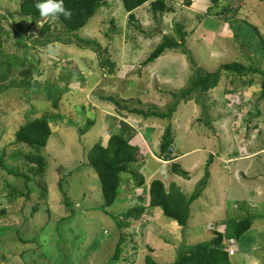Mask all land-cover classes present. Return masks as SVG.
<instances>
[{
  "label": "rangeland",
  "instance_id": "rangeland-1",
  "mask_svg": "<svg viewBox=\"0 0 264 264\" xmlns=\"http://www.w3.org/2000/svg\"><path fill=\"white\" fill-rule=\"evenodd\" d=\"M21 1L0 0V53H10L0 62V81L18 80L17 72L3 78L9 60L12 65L19 64L20 71L32 73V81L40 80L43 84L0 90V158L6 170L25 173L27 168L18 152L28 150L29 146L14 143L15 130L27 118L45 113L59 115L51 116L53 133L45 146L49 155L47 170L43 177L32 178L28 183L31 190L28 198H9L8 193L14 190L27 192L24 179L0 170V212L5 210L4 214L0 213V227L21 228L19 233L12 229V232H0V235L5 232L0 236V264H110L121 234L126 241L122 244L120 259L130 262L119 260L111 264H143L144 255L149 252L147 247L157 260L172 261L176 257L171 258L175 239L183 242V247L209 240L212 230L205 227L216 229L215 224L219 225L217 231L228 238L234 235L237 220L248 215L254 216L252 225L235 241L253 248L248 253L237 252L231 256V262L243 264L248 255L256 260L263 257L264 248L252 243L255 239L260 245L264 242V97L257 99L264 74L239 77L221 70L218 85L204 95L210 126L203 122L205 115L193 100H181L168 121L156 117L145 120L118 109L106 98L114 96L130 107L155 106L160 110L174 102L170 92L187 86L193 74L188 54L168 49L153 63L146 66L140 63L163 34L175 36L176 22L184 27L187 34L184 47L200 68L213 72L224 63L236 61L264 73V1L221 0L222 6H240V9L235 19H222L220 27L212 17L196 19L195 13L182 6L183 0L168 1L175 11L164 13L158 21L146 4L133 11L136 16L133 23L127 21L128 14L121 0H105L107 6L97 10L77 33L84 39L95 40L103 54L96 53L93 46L79 49L75 44L55 42L41 48L38 55L35 46L27 49L31 44L27 40L31 41L29 36L46 19L32 25L29 17L19 16ZM218 9L213 8L209 15L217 17ZM48 22L53 25L52 32L62 40L74 41L70 35L62 34L64 29L59 22L55 23L54 19ZM29 25V36L24 37L23 32ZM215 29H220L218 41L213 34ZM42 37L38 35L37 39ZM18 38L27 48L17 43ZM29 50L35 57L31 62H27ZM104 56L115 62L114 73L100 64ZM20 57L24 59L21 65ZM69 72L74 73L70 79ZM249 80L252 82L246 84ZM67 87L72 89L68 91ZM51 89L52 97H46L47 90ZM55 102L57 109L51 107ZM88 120L94 121L89 131L78 132ZM110 122L120 128L119 133L124 128L132 129L131 142L139 146L142 154L128 171L121 173V181H129L126 186L135 184L131 169L143 179L145 185L141 189L146 190L153 179H160L166 188L174 182L188 197L204 176L206 162L211 161L207 166L206 186L190 206L186 231L158 209L147 210L148 223L143 219L133 221L122 230L117 228L109 214L118 215L135 204L138 195L135 192L140 190L135 185L131 192L121 186L117 200L101 209V183L87 164L86 154L97 141L105 144L107 135L115 131ZM168 123L172 125L174 155L176 150L178 154L188 152L177 160L188 179L172 173L170 163L164 164L156 157L159 149L154 148H158ZM60 178L71 203L69 207L64 205L57 186ZM219 195L222 201L218 200ZM71 214L73 217L60 220ZM258 221L262 229L254 231ZM145 228L144 237L138 231ZM183 232L188 234L187 239L182 240ZM20 237L30 242L21 243Z\"/></svg>",
  "mask_w": 264,
  "mask_h": 264
},
{
  "label": "trees",
  "instance_id": "trees-1",
  "mask_svg": "<svg viewBox=\"0 0 264 264\" xmlns=\"http://www.w3.org/2000/svg\"><path fill=\"white\" fill-rule=\"evenodd\" d=\"M36 2L37 0H22L19 4L17 14L21 17H29L34 23L43 20V18L45 17H41L39 10L35 7ZM182 2L183 6L185 7H189L191 4V0H183ZM121 3L128 14L127 21L129 23H133L134 21H136V16L133 11L145 6L146 4L150 5V11L152 12L153 18L156 21L160 20L161 17L164 16V13H170L175 11L174 7L168 4L165 0H121ZM64 6L65 8L71 10L72 14L70 18H65L62 14L57 16L50 15L46 18H56L57 21L60 22L61 25L64 27L63 34L72 35L78 47L93 46L96 52L103 54V49L95 40L81 38L77 35V32L88 23V21L95 15L99 8L107 6L106 1L64 0ZM216 7H220V9H218L215 15L217 17L221 16V19H224L225 21L235 19L238 10L240 9V6H222L221 0H209L207 13L197 12L196 19L200 20L204 18L206 15H209V13H212L213 8ZM49 27L50 24L44 22L39 27V32L45 33L49 30ZM253 29L258 32L256 27H253ZM173 30L175 32V36H168L166 34H163L161 36L160 42L155 46L152 51L148 52L147 56L144 58L143 61H141L140 65L146 66L148 64L153 63L168 49L179 50L182 53H186L189 55H187V57L190 61L193 74H191V76L188 78L187 86L180 88V90H178L177 92H170L173 99H175L174 102L168 105L165 110H160L155 106L148 108L135 106L130 107L127 106V104H121L114 96H108L106 99L114 103L118 109L126 110L130 114L141 116L142 118L156 117L168 121H170L173 113L176 111V108L181 100H193L197 105H199L201 112L205 115V121L203 120V122L205 123V125L210 126L211 120L205 113L207 107L204 103V95L207 94L210 89H213L218 85L219 80L221 78V70L227 71L230 75H236L239 77L250 73H258L260 75L264 73H262L251 65H248L247 67L236 61L224 63L220 65V67L216 71L213 72H209L205 69H202L196 64V62L190 56V53H188V51L184 47L185 37L187 34L184 31V27L180 24V22L174 23ZM23 34L26 35V30H24ZM54 41L60 42L62 44H71V41L62 40L60 36L47 34L46 43ZM17 43L19 45H22V47L27 48V46L25 44H22L21 41ZM0 55V62L3 63L4 58H7L9 54L4 52L0 53ZM18 63H20V60L18 61ZM100 64L103 67L106 66L109 72H115L116 64L114 61L111 60L109 56H104ZM5 67L6 72L3 74V78L6 77V74H10L11 72H17V75L15 77H18V80L9 81L7 83L5 80H1V91L11 87L15 88V86H22L28 88L30 86H36L40 84L42 85V83H40V80L32 81V73L29 74L27 71H20L19 64L12 65L11 62L7 60ZM73 74L74 73L69 72L68 78L73 77ZM251 82L252 81L249 80L246 84H249ZM68 88L71 87H67V89ZM263 97L264 79L261 82L260 92L257 99ZM230 101H232V98L230 99ZM234 106H237V103L235 101ZM51 107H53L54 109L58 108L56 102ZM52 115L56 117L59 114L54 115L52 113H45L41 114L40 116L27 118L25 122L20 125L18 129H16L14 132L15 144L23 143L29 146L28 150H19L18 152V156L27 166L25 173L15 172L13 171V169L6 170V167L4 166V160L0 158V170L6 171L8 175H12L14 177H22L24 179V184L26 188L25 191H27L18 192L14 190V192L8 193L9 198H13L15 196L28 198L29 193L31 191L28 188V183L32 181V178H41L44 176L48 167V156L45 153V146L52 134L50 126ZM199 122H201L200 117ZM93 124V120H88L83 126V128L78 132L84 133L89 131ZM171 126V123H168L160 138V152L158 153V157L161 156L164 158L168 157L169 159H173V156H170L171 153L168 150V148L173 145V132ZM111 127L115 128V131L113 130L110 134L107 135L108 137L105 144H103L102 141L93 144V146L87 151L86 154L87 164L93 168L101 183V194L103 198V202L101 205L102 210H105V208L110 207L117 200V198L119 197L118 194H120L119 189L121 188V186L125 187V184L129 182L121 181V173L128 171V169L130 168L129 166H131V164L136 163L142 158L139 146L131 142L134 131L132 129L127 130L124 128L122 132L119 133L120 128H118L116 124L111 125ZM176 153H178L177 150L175 154ZM162 154L165 155L163 156ZM172 154H174V152H172ZM209 157H211V155H209ZM210 162L211 161L208 159V162H206L205 165L206 168L204 169V176L196 184L192 194H190L188 197L183 195L180 190V187L177 186L174 182L170 183L169 187L166 188L164 183L160 179H153L147 185L146 190L141 189V187L145 185L143 179L140 175L137 174V172L130 169L129 171L132 173V178L135 183L134 185L140 188V190L138 192H135L138 193V195L134 205L129 206L128 209H126L122 213H119L118 215H113L112 213L109 214L114 219L116 227L122 230L123 228L129 227L133 221L138 222L142 221L143 219L146 223H148L150 219H148L146 216L148 212L147 210L158 209L164 216L170 218L171 220H174L179 227L186 229L189 221L190 206L201 196L203 189L206 186L208 178L207 166H209ZM170 170L172 173L181 176L182 178H188V174L180 168L178 163H170ZM28 173H30L31 176H29ZM61 182L62 178L58 180L57 186L59 192L63 196L64 205L69 207L68 205H71V203L69 201V198H67L66 192H64V188L61 187ZM134 185H128L126 187L131 192V187H133ZM33 210H36V208H33ZM0 213L4 214L5 210H1ZM71 217H73L72 214L60 218V220L64 221ZM253 219V215H248L246 218L238 220L236 222L234 228L235 230L233 233L236 239H239L242 233L246 232L250 228ZM0 228V232L4 230L5 232H12L13 230L15 233H19V231L21 230V228H19L18 226H1ZM138 233H141L145 237L146 228L142 229L141 231L139 230ZM211 235L212 236L209 240L200 241L193 245H186L185 247L177 249L176 257L173 259L172 262L169 263L162 262L154 258V256L151 254L152 250L147 247L149 252L144 255L143 264H231L228 253L226 250H224V246L226 245L224 234L221 231L212 230ZM20 238L18 239L21 243H27L26 241L30 242L27 239L25 240L22 239V237ZM125 241L126 237L121 234V237L117 240L116 245L114 247V252L110 259L111 263L117 262L119 260L127 263L130 262L124 258L120 259L122 252V244Z\"/></svg>",
  "mask_w": 264,
  "mask_h": 264
},
{
  "label": "clouds",
  "instance_id": "clouds-1",
  "mask_svg": "<svg viewBox=\"0 0 264 264\" xmlns=\"http://www.w3.org/2000/svg\"><path fill=\"white\" fill-rule=\"evenodd\" d=\"M35 7L39 10V12H40V15H41V17H45V18H43V19H46V20H44L42 23H44V22H47V23H49L48 22V20L49 19H54L55 20V23L56 22H58L57 21V19L56 18H46V17H48V16H57V15H60V14H62L65 18H70L71 17V10L70 9H67V8H65V6H64V0H37V2H36V4H35ZM98 10H100V8L98 9ZM94 17V16H93ZM42 21V20H41ZM40 22V21H39ZM39 22H37V23H39ZM89 22V21H88ZM37 23H32V25H35V24H37ZM42 23L40 24V26L42 25ZM50 24V23H49ZM59 24H60V26H61V28H63L64 29V27L61 25V23L59 22ZM39 26V27H40ZM39 27H38V31H34V32H32V35L31 36H29V28H31V25H29L25 30H26V35H24V37H26V36H29L30 38H31V41H29V40H27V42H30L31 44L28 46V48L27 49H29V47H32V46H35L36 48H37V52H36V55H38L39 54V52L41 51L40 49L41 48H46L49 44H52V43H55V42H57V41H54V42H47L46 43V36H47V34H51V35H54V36H56V34H54L52 31H53V25H52V23L50 24V27H49V30L47 31V32H45V33H43V32H39ZM85 27V26H84ZM62 29V30H63ZM82 29V28H81ZM79 31V30H78ZM22 33V32H21ZM78 33V32H77ZM18 34H19V32H18ZM62 34H63V32H62ZM38 35H43V37H42V39H37V37H38ZM63 35H65V34H63ZM78 35V34H77ZM58 36V35H57ZM65 36H67V35H65ZM69 36V35H68ZM72 38H73V36L72 35H70ZM44 37H45V39H44ZM61 37V36H60ZM81 38H83V37H81ZM73 40L74 41H71V44H75L76 45V43H75V39L73 38ZM39 42H41V43H39ZM45 43V44H44ZM57 43H60V42H57ZM29 44V43H28ZM44 44V45H43ZM62 44V43H61ZM71 44H62V45H71ZM77 46V45H76ZM20 47V46H19ZM78 47V46H77ZM107 49V48H106ZM105 49V51H107ZM28 53L30 54V55H28L27 56V62H31V61H33L34 59H35V57H33V56H31V55H33V52H31L30 50L28 51ZM97 53V52H96ZM8 54H10V53H8ZM13 54V53H12ZM14 55V54H13ZM30 57V58H29ZM24 61V59L23 58H21L20 57V65L22 64V62ZM43 82V81H42ZM52 131V130H51ZM13 137H14V135H13ZM160 142V141H159ZM160 145V144H159ZM159 145H158V148H154V150H156V149H159ZM170 148H172L173 149V151H170ZM168 150L170 151V156H173V159H169L168 157H166V158H164V157H161V156H159L158 157V153L160 152H157V154H156V157L160 160V161H162L164 164H166V163H177V158L176 157H178V153H176L175 155L174 154H172V152H174V148H173V146H170L169 148H168ZM151 151V149L150 148H148V152H150ZM163 156L165 155V154H162ZM176 159V160H175ZM190 219V218H189ZM188 226V225H187ZM215 227H216V229H214L213 228V226H208L207 225V227H205V229L206 230H214V231H217L218 230V228H219V225L218 224H215ZM210 228V229H209ZM235 230V229H234ZM225 238V240H226V245L224 246V250H226V248H227V242H228V240L229 239H233L234 241H235V237H234V235H232L231 237H228V238H226V237H224ZM236 240H238V239H236ZM235 253H236V248H237V242L235 241ZM178 249V248H177ZM227 251V250H226ZM227 253H228V251H227ZM235 253L233 254V255H235ZM233 255H229L228 254V256H229V258H231V256H233Z\"/></svg>",
  "mask_w": 264,
  "mask_h": 264
},
{
  "label": "crops",
  "instance_id": "crops-1",
  "mask_svg": "<svg viewBox=\"0 0 264 264\" xmlns=\"http://www.w3.org/2000/svg\"><path fill=\"white\" fill-rule=\"evenodd\" d=\"M167 3H168V1L171 3V0H165ZM242 3V2H241ZM169 4V3H168ZM208 5H209V0H191V4H190V6L189 7H185V6H183V7H185L186 8V10H188V11H190V12H192V13H197V12H202V13H207V8H208ZM193 7V8H192ZM191 8V9H190ZM204 8V10H202ZM212 15V14H211ZM211 15H206L204 18H206V17H212V19H214L216 22H217V24L219 23L220 24V27L221 26H223V21H222V19H220L221 18V16H219V17H213V16H211ZM204 18H202V19H200V20H203ZM199 20V21H200ZM202 22V21H201ZM218 24V25H219ZM202 30H204V29H202ZM219 30L220 29H218V30H213V34H214V37H215V40L216 41H218V36H219ZM221 32V35H222V33H223V30H221L220 31ZM205 34V33H204ZM213 34H211V36L213 37ZM203 37H205V35H202ZM220 43V42H219ZM77 47V46H76ZM77 48H79V47H77ZM80 49V48H79ZM61 53H63V48L61 49ZM43 84V83H42ZM70 90L72 89V87L71 88H69ZM68 89V91H70ZM48 91V93H46V97H52V89L51 90H47ZM145 120L146 119H148V118H144ZM53 121H51L50 122V124L52 123ZM112 122V121H111ZM111 122H110V125H111ZM147 123H149L148 121L146 122V124ZM51 126V125H50ZM57 128V127H56ZM51 130H52V128H51ZM153 130V129H152ZM151 131V130H150ZM88 132V131H87ZM52 133H53V130H52ZM152 133V132H151ZM149 135H151L150 133H149ZM150 139V138H149ZM98 142V141H97ZM96 142V143H97ZM159 142V141H158ZM48 143V142H47ZM95 144V143H94ZM47 145V144H46ZM257 152L259 153V150H257ZM46 153V152H45ZM188 153V152H187ZM187 153H185V151L183 152V153H181V154H179L178 155V157H176L177 158V160L179 159V158H181V157H183L185 154H187ZM257 153V154H258ZM46 155L48 156V158H49V155L46 153ZM49 160V159H48ZM176 160V159H175ZM176 160V161H177ZM234 161V160H233ZM240 173H241V171H240ZM188 179V178H187ZM218 200L219 201H222L223 200V198L221 197V195H219L218 196ZM192 205V204H191ZM226 203L224 204V207L226 208ZM233 208H234V206H233ZM262 218V217H261ZM238 221V220H237ZM207 226V225H206ZM261 230L262 229V226H260L259 225V221H258V223L255 225V228H254V231L255 230ZM183 231H186L185 229L183 230ZM183 234V236H182V240H184V239H187V237H188V234L187 233H185V232H183L182 233ZM256 234V233H255ZM260 239V237H258V240ZM176 240V242H173V248H172V250H173V253H174V255L171 257V258H173L175 255H176V248L178 247V249L179 248H181V247H183V242H180L178 239H175ZM257 241H256V239L254 240V242L252 243V245H254V246H260V247H262V248H264V242L262 243V245H260L259 243H256ZM167 243V242H166ZM253 248V247H252ZM252 248L250 247V246H245V245H242L241 243H237V248H236V253L237 252H241V253H244V252H246V253H248V251L249 250H252ZM235 253V254H236ZM263 255H264V253H263ZM234 256V255H233ZM157 257H159L158 255H157ZM164 257V256H163ZM248 260H250V263L251 264H262V262L264 261V256L263 257H261V258H259L258 260H256V259H252L251 258V256H249L248 255V257L247 258H245V260H244V262H243V264H248ZM173 261V260H172ZM172 261H167V260H164L163 262H166V263H169V262H172ZM230 261H231V258H230ZM231 264H232V262H231Z\"/></svg>",
  "mask_w": 264,
  "mask_h": 264
},
{
  "label": "built area",
  "instance_id": "built-area-1",
  "mask_svg": "<svg viewBox=\"0 0 264 264\" xmlns=\"http://www.w3.org/2000/svg\"><path fill=\"white\" fill-rule=\"evenodd\" d=\"M170 151H173V149L170 148ZM235 244L236 243L233 239L228 240L226 250L228 251L229 255H233L235 253Z\"/></svg>",
  "mask_w": 264,
  "mask_h": 264
},
{
  "label": "water",
  "instance_id": "water-1",
  "mask_svg": "<svg viewBox=\"0 0 264 264\" xmlns=\"http://www.w3.org/2000/svg\"><path fill=\"white\" fill-rule=\"evenodd\" d=\"M245 54L248 55V52L245 50Z\"/></svg>",
  "mask_w": 264,
  "mask_h": 264
}]
</instances>
